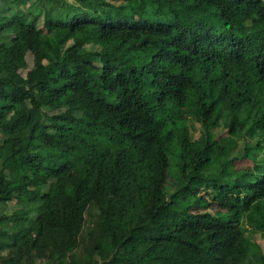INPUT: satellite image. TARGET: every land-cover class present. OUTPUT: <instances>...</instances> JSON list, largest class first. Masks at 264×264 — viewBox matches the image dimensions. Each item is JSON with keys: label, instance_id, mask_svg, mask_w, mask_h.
<instances>
[{"label": "trees", "instance_id": "1", "mask_svg": "<svg viewBox=\"0 0 264 264\" xmlns=\"http://www.w3.org/2000/svg\"><path fill=\"white\" fill-rule=\"evenodd\" d=\"M0 264H264V0H0Z\"/></svg>", "mask_w": 264, "mask_h": 264}, {"label": "rangeland", "instance_id": "2", "mask_svg": "<svg viewBox=\"0 0 264 264\" xmlns=\"http://www.w3.org/2000/svg\"><path fill=\"white\" fill-rule=\"evenodd\" d=\"M70 2H73V0H70ZM76 12H77V15L79 16V17H86L87 15H89V10L87 9V8H84V7H81V5H79V4H77L76 5ZM76 39V36H70V38H69V42H72V41H74ZM80 45V44H79ZM54 47V46H53ZM54 50H55V47L53 48ZM56 51V50H55ZM54 55H56V52L54 53V54H52L51 55V59H53V57H54ZM27 68L25 69V70H23V71H21V74L23 75V76H25L26 75V73L32 68V63H31V59L30 58H27ZM10 76H13V73L12 72H10ZM160 121L159 120H157L156 121V123H155V125H154V130L156 131V132H158L159 130H160ZM160 133L161 134H163V135H165L166 136V132L164 131V130H160ZM216 133H218V132H216ZM218 135H224V132L223 131H221V132H219L218 133ZM236 165H237V167L238 168H242V169H249L250 167L246 164V163H244V162H237L236 163ZM200 211H202V208L201 209H196L195 210V212H200ZM24 220H20L19 218H17V217H12L11 218V224H12V227H16L17 228V226L19 225L20 226V223H22ZM106 252H108V249H107V247H105V254H104V256L106 255Z\"/></svg>", "mask_w": 264, "mask_h": 264}]
</instances>
